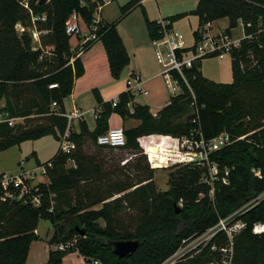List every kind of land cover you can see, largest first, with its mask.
<instances>
[{
    "label": "trees",
    "instance_id": "16d2710c",
    "mask_svg": "<svg viewBox=\"0 0 264 264\" xmlns=\"http://www.w3.org/2000/svg\"><path fill=\"white\" fill-rule=\"evenodd\" d=\"M139 2L127 1L120 6L116 20L98 23L96 39L83 46L82 52L101 41L114 79L129 63L117 24ZM30 5L34 14L46 17L35 24L41 31L35 49L30 46L28 33L18 37L14 29L16 23L31 26L29 11L16 0H0V112L24 120L33 114L43 118L41 123L29 125L0 123V151L47 135L59 143L67 125L63 101L71 93L74 80L83 74L81 60L75 49L71 50V35L65 33L64 26L72 10L89 26L94 3L31 0ZM142 13L150 40L159 38L157 19L150 20ZM188 14L198 18L196 37L198 28L220 18L228 19L227 32L241 24L243 36L229 54L231 81L215 82L204 77L199 69L201 59L185 70L191 91L180 81V93L172 95L156 115L147 105L134 104L129 89L117 95L115 105L113 99L104 101L98 90L92 89L96 102L94 128L90 130L84 119L79 120L78 130L69 133L68 139L74 143L70 153L62 152L58 145L47 161L35 160L38 166H46L48 177L34 192L39 205L0 200V264H26L29 246L38 239L35 229L41 218L53 226L49 243L55 245L41 264H62L63 256L72 251L83 257L84 264L92 260L101 264H160L182 238L203 231L264 192V0H198L194 9L164 19L174 22ZM51 84L56 86L49 87ZM112 113L123 120L139 121L134 127L123 128L126 142L119 147L133 153L150 148L154 134L169 135L165 144L177 146L181 137L194 130L205 140L227 133L229 143L213 151L210 159L217 163L220 174L228 170V183H214L211 201L207 196L209 186L201 182L206 168L196 163L167 167L166 190L157 189L153 169L140 160L135 162L131 176L117 166L105 168L100 151L113 148L98 145L96 138L108 130ZM86 139L96 147V154L84 150ZM170 146L160 153L164 161L177 157ZM200 193L203 196L199 197ZM180 199L176 212L174 204ZM97 204L100 207L93 208ZM239 218L247 225L235 238L233 263L264 264V233L251 231L254 221L264 222V198ZM74 238V248H56L58 243ZM133 239L138 241L134 252L123 257L113 253L112 241ZM223 240L221 234L218 241Z\"/></svg>",
    "mask_w": 264,
    "mask_h": 264
},
{
    "label": "built area",
    "instance_id": "2783aa9c",
    "mask_svg": "<svg viewBox=\"0 0 264 264\" xmlns=\"http://www.w3.org/2000/svg\"><path fill=\"white\" fill-rule=\"evenodd\" d=\"M23 8L30 13L31 26L23 27L20 23H16V30H29L32 32V40L38 42L33 46L35 49L39 45V35L41 31L37 30L35 24L37 21H44L45 14H34L31 9V0H16ZM94 3L92 19L90 25H86L76 10H72L65 20L64 31L68 35H80L81 39L75 45V54L78 56L83 51V46L96 39L97 24L102 21L100 13L102 7L112 0H90ZM85 0H79L80 4H84ZM160 25L161 36L151 40L155 58L160 65V75L171 92L172 95L181 91L180 81L191 91L185 70L191 68L194 63L205 57H216L223 59L230 54L231 49L238 45L239 40L234 39L231 34L225 30L212 31L209 29V23L197 29L196 35H192V42L186 41L185 35L173 26V22L168 19H158ZM81 24L86 28L85 33H81ZM139 82L137 74L130 73L127 79V89L134 90V84ZM51 84L49 87H55ZM116 99H113L112 105H115ZM55 106V102L52 103ZM96 117V111H82L73 109L65 112L64 116L67 125L61 139L58 143L60 150L64 153H70L74 148V143L68 139L71 125L74 121L83 119L86 113ZM17 120L22 121L23 117H9L6 113L0 112V123H7L13 126ZM126 138L123 127L116 126L108 128V130L97 136L96 143L112 148H119L125 145ZM229 143V136L225 132H221L216 137L205 140L197 131L190 132L189 136H183L178 140L177 146H170L176 151V158L168 157L166 161H158L159 159H151L148 152V146L145 147V155L150 164L155 168H167L176 163H196L206 168L205 174L201 177V182L209 186L207 196L212 201L214 197V183L220 182L227 184L228 170H224L223 174L219 173L218 165L210 159V154ZM157 165V166H155ZM47 166H50L48 163ZM252 171L259 175V171L252 168ZM46 176V166L36 165L27 171H19L16 174L0 175V200L1 201H19L30 202L34 206L40 203L39 196L34 194L38 190L37 184L31 183L36 176ZM203 196L201 193L199 197ZM264 198V192L256 198L246 202L232 213L225 217H219L217 221L201 232L193 233L180 240L175 251L160 264H234L233 263V246L236 236L246 227L247 223L239 218L241 214L255 205L258 200ZM181 205V199L176 203ZM251 231L254 234L264 233V222L254 221L251 225ZM224 235V240L219 242V236ZM75 238L56 245L60 251H67L75 247ZM97 260H92L88 264H96Z\"/></svg>",
    "mask_w": 264,
    "mask_h": 264
},
{
    "label": "crops",
    "instance_id": "0c3cea01",
    "mask_svg": "<svg viewBox=\"0 0 264 264\" xmlns=\"http://www.w3.org/2000/svg\"><path fill=\"white\" fill-rule=\"evenodd\" d=\"M127 1L129 0H123V2L117 4L115 11L111 15L102 8L100 13L101 19L108 23L116 20L120 15V6ZM197 1L198 0H140V5L128 12L117 24V31L129 54V63L123 68L119 78L114 79L111 77L103 45L101 41H95L88 50L79 55L83 66V74L74 80L71 93L63 101L65 111L69 112L73 109L82 111L95 110L96 102L92 94V89H97L104 101L115 99L120 92L127 89V79L130 73H134L138 75L139 82L134 84V90L130 91L133 96L132 102L134 104L147 105L149 111L153 115H156L162 107L168 104L172 94L160 75V65L155 58L153 46L151 45V40L145 27L142 11L146 13V16L150 20H158L177 13L188 12L195 8ZM197 25V16L190 14L173 22V26L185 35L186 41L189 44L192 42V35H194V30H196ZM208 26L212 31L226 30L228 27V19L220 18L214 20L210 22ZM236 30L242 31L241 24H238V26L229 31L234 39L239 40L243 36V31L240 34L237 33V35H234ZM85 32L86 28L81 24V33ZM80 39L81 36L77 35L75 43L77 44ZM69 45L71 50L74 51L75 46L71 44L70 39ZM222 60L223 59H218L216 57L203 58L199 68L201 74L215 82H230L229 80L232 79L230 56L227 63H222ZM71 61L72 59H70V62ZM67 100H70V104L67 103ZM87 114L90 113H86L83 119L86 121L88 128L92 130L94 128L95 117L90 115L91 121H89L86 118ZM77 123L78 121L72 123V130H78ZM138 123L139 121L135 119L129 118L123 120L116 113H112L108 119L109 128L116 126H121L123 128L134 127L138 125ZM36 140L37 139L25 140L19 145L11 146L21 150V146L24 143L30 142L28 152H25L20 160L17 161L20 171L29 170L25 168V165L29 162H32L34 166H36V159L40 163L45 162L40 158L38 150L35 149L33 145V142ZM1 173L4 172L2 171L0 174ZM42 227L44 226H40L39 220L35 229V233L38 236L42 235L40 232V230H42L40 228ZM51 232L48 230L45 232V241H48L47 245L38 246L33 244L34 241L31 242L26 264H41L47 260L49 249L55 247L54 244L49 243L53 234V226L51 227ZM62 264H84V259L79 253L77 256L66 254L62 258ZM96 264L101 263L98 261Z\"/></svg>",
    "mask_w": 264,
    "mask_h": 264
},
{
    "label": "rangeland",
    "instance_id": "374dc122",
    "mask_svg": "<svg viewBox=\"0 0 264 264\" xmlns=\"http://www.w3.org/2000/svg\"><path fill=\"white\" fill-rule=\"evenodd\" d=\"M121 2H123V0H112L110 3L104 5L102 8L104 9L105 12L111 15L115 11V7L117 6V4H120ZM26 29L27 28H25L24 31L15 29V31L18 37H21L23 32L28 33L30 37V46L32 48L33 46L37 45L38 42H34L32 40V36H31L32 32L30 31V29L29 30H26ZM241 32H242L241 30H236L234 32V35H237V33L240 34ZM76 37L77 35L75 34H73L70 37V42L74 46L76 45L75 43ZM222 61H223L222 63H227L229 61V55L225 56ZM229 81H231V79ZM67 103L70 104V100H67ZM42 118L43 116L41 115L33 114L25 120L24 119L22 121L17 120L16 123L21 124V125L41 123ZM86 118L89 121H91L90 114H87ZM169 137H170L169 135H159V134L152 135L153 144H151L152 146L148 148L149 156L151 159L156 158V159H159L158 161H161V162L164 161L160 153L166 152L169 150L170 145L165 144ZM29 143L30 142L24 143L21 146V150L17 149L16 147H11L9 149L1 151L0 152V172L3 171L5 174H13V175L18 173L20 169L17 165V161L20 160L21 156L24 155L25 152H28ZM33 145L35 146V149L38 150L40 158L46 161L54 154L56 148L58 147V142H56L51 136H44L34 141ZM84 150L89 154H96L98 152L96 147L91 143L89 139H86L85 141ZM144 151L142 153H133L130 150L122 149V148H113V149L104 148L100 151V153L104 159L103 166L105 168L111 169L113 166H117L121 168V171L125 173V175H130V176L133 175L134 164L137 160H140L141 164L143 165L144 163H147L148 167L153 169V180L156 184L157 189L166 190L167 189V183H166L167 173L170 170V168H155L154 166H150ZM144 156L145 158H143ZM71 164L72 162L69 161L68 165H71ZM34 167L35 166L32 162H29L25 165L26 169H32ZM47 180H48L47 175L46 176L36 175L31 180V183L37 184L41 182H46ZM99 207H100V204H97L93 208H99ZM39 220H40V226H44V227L40 228L42 229L40 230L42 235L38 236V239L35 240L33 244L38 245V246L39 245L43 246V245L48 244V241H45V232L47 230L51 232L52 226L50 225V222L48 219L41 218ZM71 254L75 256L78 255L77 251H72V252L67 253V255H71Z\"/></svg>",
    "mask_w": 264,
    "mask_h": 264
},
{
    "label": "water",
    "instance_id": "95a60500",
    "mask_svg": "<svg viewBox=\"0 0 264 264\" xmlns=\"http://www.w3.org/2000/svg\"><path fill=\"white\" fill-rule=\"evenodd\" d=\"M174 209L176 212L180 210V206L174 204ZM79 234H83V230L75 227ZM112 251L115 255L119 257L126 256L132 252H134L138 246L137 240H117L111 242Z\"/></svg>",
    "mask_w": 264,
    "mask_h": 264
}]
</instances>
